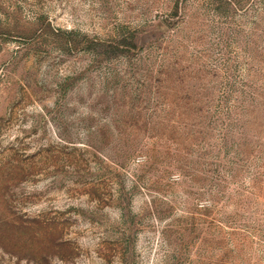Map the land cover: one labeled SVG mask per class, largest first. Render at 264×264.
I'll use <instances>...</instances> for the list:
<instances>
[{
	"label": "rangeland",
	"instance_id": "obj_1",
	"mask_svg": "<svg viewBox=\"0 0 264 264\" xmlns=\"http://www.w3.org/2000/svg\"><path fill=\"white\" fill-rule=\"evenodd\" d=\"M261 233L264 0H0V264H264Z\"/></svg>",
	"mask_w": 264,
	"mask_h": 264
},
{
	"label": "trees",
	"instance_id": "obj_2",
	"mask_svg": "<svg viewBox=\"0 0 264 264\" xmlns=\"http://www.w3.org/2000/svg\"><path fill=\"white\" fill-rule=\"evenodd\" d=\"M235 153L237 154V151H235ZM234 153V154H235ZM235 154V156H237ZM223 175V173H219V176H222ZM233 176H235V175H233ZM257 226L256 225H253L251 228H249V227H246V225H239V228L238 229H242V230H245V231H249V232H252V231H254V229L256 228ZM259 228V230H263V227L262 226H259L258 227ZM238 232V235H239V237L241 238V239H246V234H244V231H240V230H238L237 231ZM264 234V233H263ZM262 233H261V236L263 235ZM263 237V236H262ZM262 239V238H261ZM262 240H264V239H262Z\"/></svg>",
	"mask_w": 264,
	"mask_h": 264
}]
</instances>
